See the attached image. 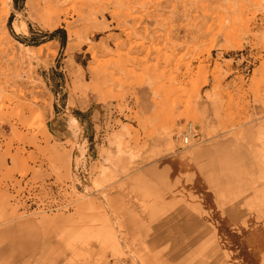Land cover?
Wrapping results in <instances>:
<instances>
[{
  "label": "rangeland",
  "instance_id": "1",
  "mask_svg": "<svg viewBox=\"0 0 264 264\" xmlns=\"http://www.w3.org/2000/svg\"><path fill=\"white\" fill-rule=\"evenodd\" d=\"M9 1L0 264H264V0ZM193 148L243 189L222 243L150 172Z\"/></svg>",
  "mask_w": 264,
  "mask_h": 264
},
{
  "label": "crops",
  "instance_id": "2",
  "mask_svg": "<svg viewBox=\"0 0 264 264\" xmlns=\"http://www.w3.org/2000/svg\"><path fill=\"white\" fill-rule=\"evenodd\" d=\"M207 156L208 152L202 148L178 151L150 172L164 181L161 196L184 201L186 208L195 213L192 221L212 226L222 243L232 228L244 226L248 215L240 198L243 189L236 187L227 192L225 187L230 184V175L217 168V163Z\"/></svg>",
  "mask_w": 264,
  "mask_h": 264
},
{
  "label": "built area",
  "instance_id": "3",
  "mask_svg": "<svg viewBox=\"0 0 264 264\" xmlns=\"http://www.w3.org/2000/svg\"><path fill=\"white\" fill-rule=\"evenodd\" d=\"M192 137H195V132L191 124L188 125L187 129L180 138L183 146H188Z\"/></svg>",
  "mask_w": 264,
  "mask_h": 264
},
{
  "label": "bare ground",
  "instance_id": "4",
  "mask_svg": "<svg viewBox=\"0 0 264 264\" xmlns=\"http://www.w3.org/2000/svg\"><path fill=\"white\" fill-rule=\"evenodd\" d=\"M10 10V1L9 0H0V14L6 17L8 11ZM2 17V16H1ZM5 21V19H3Z\"/></svg>",
  "mask_w": 264,
  "mask_h": 264
},
{
  "label": "trees",
  "instance_id": "5",
  "mask_svg": "<svg viewBox=\"0 0 264 264\" xmlns=\"http://www.w3.org/2000/svg\"><path fill=\"white\" fill-rule=\"evenodd\" d=\"M14 1V3H15V5H16V7H18L17 5H18V0H13ZM21 2H23L24 0H20Z\"/></svg>",
  "mask_w": 264,
  "mask_h": 264
}]
</instances>
